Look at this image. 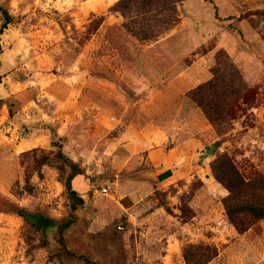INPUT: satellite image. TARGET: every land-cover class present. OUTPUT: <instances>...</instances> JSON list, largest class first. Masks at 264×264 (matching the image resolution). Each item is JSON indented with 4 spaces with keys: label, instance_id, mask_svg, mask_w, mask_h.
Returning a JSON list of instances; mask_svg holds the SVG:
<instances>
[{
    "label": "rangeland",
    "instance_id": "374dc122",
    "mask_svg": "<svg viewBox=\"0 0 264 264\" xmlns=\"http://www.w3.org/2000/svg\"><path fill=\"white\" fill-rule=\"evenodd\" d=\"M120 1L0 0V264H264V220L239 234L210 167L264 174V0L183 2L167 45L130 34ZM216 68L248 90L219 128L189 95ZM179 124L202 151L158 178L143 149ZM135 182L150 193L128 213Z\"/></svg>",
    "mask_w": 264,
    "mask_h": 264
},
{
    "label": "trees",
    "instance_id": "16d2710c",
    "mask_svg": "<svg viewBox=\"0 0 264 264\" xmlns=\"http://www.w3.org/2000/svg\"><path fill=\"white\" fill-rule=\"evenodd\" d=\"M185 1L187 0H122L117 4V9L126 20L123 27L130 34L140 41L155 42L162 34L171 31L178 24L177 7ZM3 16L4 23L0 34L12 20L6 11H3ZM149 22L163 24V31L146 28L148 27L146 23ZM214 76L213 81L191 91L189 95L194 104L202 110L209 123L219 128L226 116L231 114V107L237 106L240 100L246 101L248 90L242 81L234 78L231 73L227 76V73H221L216 68ZM59 149H61L60 146ZM210 167L215 180L228 192L223 199V205L230 223L239 234L246 233L258 222L264 220V174L254 172L246 175L228 154L218 156ZM79 175L81 172L75 168L70 177V186ZM28 190L30 186L26 189ZM76 202L79 203L77 199ZM18 213L22 218L28 216L23 210H19ZM46 222L50 228L56 227L55 221L47 219ZM75 222L73 217L59 225L60 238L64 239V233ZM34 226L41 229L38 223ZM216 256L217 253L213 257ZM185 258L189 262L188 254Z\"/></svg>",
    "mask_w": 264,
    "mask_h": 264
},
{
    "label": "crops",
    "instance_id": "0c3cea01",
    "mask_svg": "<svg viewBox=\"0 0 264 264\" xmlns=\"http://www.w3.org/2000/svg\"><path fill=\"white\" fill-rule=\"evenodd\" d=\"M203 1L204 0H196L199 4ZM207 1L211 2L210 0ZM185 3L187 4L188 0L185 1ZM171 34L169 36H172ZM171 39H164L163 43L157 41L154 44L161 45L165 43L164 45H167L171 42ZM159 137L160 138L154 139L157 145L151 143L143 149L146 151L147 163L154 168L155 175L158 178L164 177L167 172L170 170L173 171L174 168L183 167L186 163L196 160L204 145V141L199 135H197L194 130H189L185 124H179L177 126V131L174 133L173 139L172 136L170 138V135L164 132ZM170 139L176 142L174 141V144L171 143L172 145L166 149L160 147L164 146L166 141L170 142ZM72 182L73 186L77 189L83 188L84 186V181L81 176H77ZM149 193L150 184L147 182H135L132 189L126 191L117 198V203L125 212H134L138 208V205L145 202Z\"/></svg>",
    "mask_w": 264,
    "mask_h": 264
},
{
    "label": "water",
    "instance_id": "95a60500",
    "mask_svg": "<svg viewBox=\"0 0 264 264\" xmlns=\"http://www.w3.org/2000/svg\"><path fill=\"white\" fill-rule=\"evenodd\" d=\"M211 150H212V149H210L209 151H207V153H211Z\"/></svg>",
    "mask_w": 264,
    "mask_h": 264
}]
</instances>
